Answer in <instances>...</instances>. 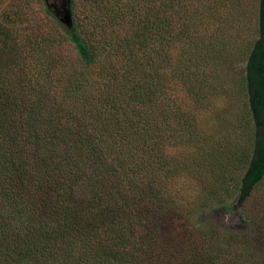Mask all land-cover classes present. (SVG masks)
I'll use <instances>...</instances> for the list:
<instances>
[{
	"label": "trees",
	"instance_id": "16d2710c",
	"mask_svg": "<svg viewBox=\"0 0 264 264\" xmlns=\"http://www.w3.org/2000/svg\"><path fill=\"white\" fill-rule=\"evenodd\" d=\"M70 8L0 0V264H264V0Z\"/></svg>",
	"mask_w": 264,
	"mask_h": 264
},
{
	"label": "rangeland",
	"instance_id": "374dc122",
	"mask_svg": "<svg viewBox=\"0 0 264 264\" xmlns=\"http://www.w3.org/2000/svg\"><path fill=\"white\" fill-rule=\"evenodd\" d=\"M48 2L60 5L62 0H49ZM189 182L190 183H186L185 185L186 190L195 194L196 191H198V184L192 179L189 180ZM237 204H238L237 200L234 199V202H233L234 209H235V206H237ZM220 221L223 222L225 225H229L235 228H240V229L245 228V225L242 222H240L238 218L235 216L234 210H232L231 212L223 211L220 215Z\"/></svg>",
	"mask_w": 264,
	"mask_h": 264
},
{
	"label": "water",
	"instance_id": "95a60500",
	"mask_svg": "<svg viewBox=\"0 0 264 264\" xmlns=\"http://www.w3.org/2000/svg\"><path fill=\"white\" fill-rule=\"evenodd\" d=\"M49 0H45L46 6L52 10L54 15L59 21L66 27L72 26V13L70 8V0H62L60 5L55 3H49Z\"/></svg>",
	"mask_w": 264,
	"mask_h": 264
}]
</instances>
